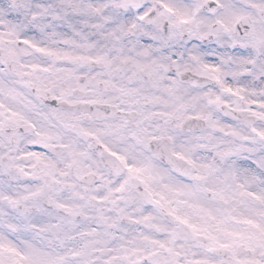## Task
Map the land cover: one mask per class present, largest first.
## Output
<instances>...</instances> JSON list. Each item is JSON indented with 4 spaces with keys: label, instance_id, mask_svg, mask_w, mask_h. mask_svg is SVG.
I'll return each instance as SVG.
<instances>
[{
    "label": "snow or ice",
    "instance_id": "obj_1",
    "mask_svg": "<svg viewBox=\"0 0 264 264\" xmlns=\"http://www.w3.org/2000/svg\"><path fill=\"white\" fill-rule=\"evenodd\" d=\"M0 264H264V0H0Z\"/></svg>",
    "mask_w": 264,
    "mask_h": 264
}]
</instances>
